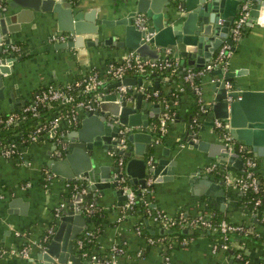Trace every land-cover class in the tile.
I'll list each match as a JSON object with an SVG mask.
<instances>
[{
	"label": "crops",
	"instance_id": "0c3cea01",
	"mask_svg": "<svg viewBox=\"0 0 264 264\" xmlns=\"http://www.w3.org/2000/svg\"><path fill=\"white\" fill-rule=\"evenodd\" d=\"M73 1L78 2L84 11L95 9L96 13L106 20L115 18L116 13L113 10L122 2V0ZM164 3L165 1H160L162 7ZM169 7L170 10L175 8L173 5ZM100 27L98 41L110 34L113 35L112 41L67 49L53 46L55 42L59 41H52L49 37L58 30L55 24L47 18H34L14 31L10 36L9 43L2 44L3 55H13L16 56V59L11 63L6 62V65L10 63L11 69L9 73L2 74L0 114L18 111L32 99L35 90L39 87L48 83H67L76 75L86 72L90 68H96L102 72L109 60L120 58L128 49L113 43L121 37L119 26L101 24ZM93 36L94 34L84 35L88 39ZM212 37V40L208 39L203 42L204 48L201 49L197 55L198 58L192 65L203 66L215 54L220 44L213 47L212 41L214 37H218V34H212ZM11 45L17 48L12 49ZM231 49L225 72L229 73L230 78L227 79L232 86L241 83L251 89L264 90V14H259L256 20L247 21L246 18L240 37L231 45ZM205 52L206 56L203 54ZM164 53H161L159 57ZM188 66L190 64L184 65V67ZM211 74L216 75L217 73ZM199 76V84L207 100L208 110L204 116H200L197 120L195 133L200 134L201 138L207 142H219L221 141L219 134L211 124H208L211 98L217 92L214 83L218 81H210V77H207L206 74ZM127 77L133 79L129 81H134L129 84H139V81L137 82L139 76L127 75ZM103 79L105 84L111 81L110 85H112V79L109 81H106V78ZM140 81L143 82L142 79ZM160 84L166 90L172 85L164 79ZM172 87L175 91L176 85L174 84ZM106 92V94L114 93L113 91ZM137 93L141 94L138 103ZM128 95L124 100L130 101L136 110L144 109L153 112V105L157 104L159 108L157 113L159 114L160 103L146 97L143 92L135 91ZM193 101V94L185 89L180 91L173 100L168 101L177 110V114L172 120L166 122L164 129L160 130L161 138L157 136V141L151 139L153 141L151 144L154 146L152 150L150 148V154L144 155V159L149 163L153 158H168L170 160L164 167L169 165L173 173L169 179L151 181L150 189L145 196L147 203L151 208L161 210L168 216H175L179 212L187 215L205 214L215 210L225 220L232 223L248 224L249 229H252L250 223L254 221V214L249 213L239 204L240 191L235 187L223 184L213 170H206V166L212 162L224 164L233 172H236L240 167L208 156L203 151L189 147L183 140L185 133H189L187 131L188 119L184 114ZM84 111L83 108L76 111L77 126L80 124ZM107 114L109 116L110 113ZM154 118L149 119L151 126L148 130L155 138L154 128L152 129V126L156 125ZM135 126L138 131L143 128L142 125ZM157 126L159 127V122ZM74 128L60 119L54 139L51 138V133H42L29 143H15V150L10 156H3L0 153V264H35V253L41 248L37 243L46 232L51 231L50 234L54 232L56 221L62 211L73 207L72 204L75 201L73 185L70 183L67 186L65 178L51 172L46 161L50 157L59 158L54 151L57 147L66 146L64 135ZM163 147L167 148V154L163 153ZM112 150L106 149L100 154L102 156L101 163L108 166L109 175L114 177L113 173L116 168H113L116 166V153H113ZM255 159V170L261 174L264 182V155L255 156ZM170 162H172L171 165ZM201 175H207L210 181L220 182L222 192L216 196L210 192L207 194L208 182L199 177ZM135 185L136 188L139 186L138 183ZM130 186H134V184ZM118 189L119 187L115 184L113 187L96 188L92 191L90 200L101 215L97 225L99 232L96 236V245L93 246L96 247L94 250L98 253L108 250L110 244L115 243L124 250L123 254L118 256V260L127 264H244L229 252L226 253L221 249L213 250L210 237L206 235L185 239L184 243L177 238L166 237L168 238L167 244L163 245L162 239L150 244L147 242L146 236L135 230L142 215L132 211L125 214L120 213L124 198H119L123 193H117ZM55 207H59V214H55ZM83 216L86 217L84 214ZM87 219L73 241L74 253L80 257L82 262H84V256L81 254L82 251H78L76 242L77 237L84 229L94 227L92 221ZM143 221H145L144 229L152 235L166 233L169 229L164 228L159 222L152 221L147 215L144 216ZM254 223L256 224V222ZM69 225L71 224H68V227ZM257 228L261 231L263 226L258 224ZM64 230L65 228L63 232ZM183 230L185 231L184 228ZM232 240L235 241L236 238L232 237ZM59 244L61 245V240ZM231 245L235 246V243L232 242ZM21 247H27V257L11 253V249ZM245 253L250 261L256 262L260 259L264 264V249H246ZM165 256L167 259L164 258Z\"/></svg>",
	"mask_w": 264,
	"mask_h": 264
},
{
	"label": "water",
	"instance_id": "95a60500",
	"mask_svg": "<svg viewBox=\"0 0 264 264\" xmlns=\"http://www.w3.org/2000/svg\"><path fill=\"white\" fill-rule=\"evenodd\" d=\"M160 1H165L163 7ZM121 2V1H120ZM247 3V21L256 20L264 14V0H122L113 10L115 18L106 20L96 13L95 9L83 10L73 0H0V97H2V74L11 69L13 55H3L2 44H8L12 33L24 23L39 18L51 20L58 31H67L72 37L54 43L55 48L67 49L96 44L109 43L113 35H107L98 41L101 24L118 25L120 38L113 43L119 47L134 49L139 56L154 59L166 49L178 60V69L183 70L185 64H194L197 55L204 48V41L212 40V34H218L212 41L213 47L226 38L236 10L241 3ZM175 6L170 10L169 6ZM137 14L141 19L136 20ZM221 18V22H218ZM212 33V34H211ZM85 34H94L91 39ZM228 42L231 43L229 39ZM205 56L207 53H203ZM6 62H10L6 65ZM218 73V69L214 70ZM230 78L229 73H224ZM127 76L124 83L134 81ZM140 78H137V82ZM138 82V83H139ZM113 82L112 85H116ZM216 94L211 98L208 124L212 118L222 119L226 128L237 142L251 151L254 156L264 155V90L251 89L237 83L230 89L224 87L223 81L214 83ZM227 96H230L228 98ZM138 98L141 94L137 93ZM95 110H85L80 124L64 135L66 146L62 148V156L48 158L46 165L56 175L67 181L80 175L87 181L82 184L85 191L75 192L73 207L63 210L57 219L54 232L48 235L43 247L35 253V264H82V260L74 253V239L82 230L87 218L81 213L85 200L91 198L93 189H102L116 184V176H110L108 166L102 164L101 152L113 149V153H121L124 160L123 172L129 185H144L146 176L154 182L169 179L173 171L166 165L170 159L153 158L149 163L144 159L153 148V135L148 128L149 119L158 116V105H153V112L144 109L136 110L130 101H125L118 93L104 94ZM110 113L107 116V113ZM119 123L142 125V130L126 134L128 144L123 152L116 149L115 136ZM189 147L205 152L217 160L229 162L240 167L242 160L236 152L229 150L223 141L210 143L201 138L200 134L191 139L185 133ZM151 148V150H150ZM167 154V148H162ZM172 162H170L171 165ZM116 166L113 168L115 169ZM167 174V175H165ZM171 174V175H168ZM208 182L207 194L218 195L222 192L220 182L210 181L207 175L199 176ZM195 180V179H194ZM117 193H121L119 188ZM119 198H124L121 194ZM68 224L69 225L68 227ZM65 228L64 232L63 229ZM61 240V245L59 241ZM69 263H66V262Z\"/></svg>",
	"mask_w": 264,
	"mask_h": 264
},
{
	"label": "built area",
	"instance_id": "2783aa9c",
	"mask_svg": "<svg viewBox=\"0 0 264 264\" xmlns=\"http://www.w3.org/2000/svg\"><path fill=\"white\" fill-rule=\"evenodd\" d=\"M141 15L137 14L136 20L138 21L141 19ZM247 18V3H241L237 12L233 18L231 25L228 28L227 38L231 41L228 42L227 40L223 39L220 43L218 49L215 52V55L212 56L204 65L198 69L197 71L193 72L190 69L183 75V79L190 78L194 73L197 75H203L206 72L210 71L211 69H218V73L212 77H210V81H223L224 87L226 89H230L232 84L230 81L225 78L224 73L227 69V62L228 58L232 52L231 45L238 40L241 34V30L245 20ZM221 18H218V22H221ZM72 37V34L67 31H56L55 33L51 34L49 39L52 41H65ZM12 49H16L17 47L11 45ZM169 53V50L166 49L165 53L161 57H157L154 59L144 58L138 55L134 49L126 50L120 58L109 60L105 65L102 73H97L96 71H90L86 76L81 79H77L73 81V83L67 82L62 83L61 85H48L45 89L41 91H37L34 93L31 103H26L23 105L18 111H12L6 114H3L0 117V123L4 125L9 124H16L23 120L26 116L28 111H35L36 104L38 102L41 103H49L52 100H59L62 103H69L68 110L60 111L58 114L53 115L51 118L47 120L46 123L35 127L32 134L29 135L30 140L37 139L38 131L45 128V132H49L51 134L55 133V130L58 126V122L60 119L64 120L67 125L71 127L77 126V117L76 111L77 109L83 108L85 110H95L100 102L99 97L106 94V91H100L97 94V97L94 96L88 98H78L76 99L74 95H78V93H88L90 90L95 89L96 87H101L102 89L106 88V84L104 83V79L106 76H109L113 82H117L116 85L113 86V92L118 93L123 99L128 94L133 93L135 91L143 92L146 97H158L159 98V90L150 88L149 90L146 89L147 86L151 84V80L147 77V73L156 70L157 68L170 67V71H174L178 66V60L175 58L173 60H169L166 55ZM127 71H135L139 73V76L143 82H139L137 85H131L129 83L122 82V79L127 76ZM145 75V76H144ZM140 79V80H141ZM192 92L194 93V97L196 101L200 104V111L205 112L208 110L207 100L205 99L203 90L199 83H195L191 85ZM184 87L182 85H178L175 87L174 96L176 97L177 93L183 91ZM230 98V96H227ZM160 104V111L158 116L159 122V130L164 129V125L168 120H172L174 118V112L169 111L170 104L168 101L162 99L161 97L157 100ZM199 119V116L191 117V120L188 122V132L190 133L191 139L195 138L196 130L194 129V124ZM212 128H218L219 137L221 141H223L229 150L236 152L240 156H243L241 153L243 151H248L243 144L236 141L234 137L228 132L226 128V123L219 118H214L212 120ZM154 125L152 126V129ZM135 125H127L119 123L117 126V136L115 137L116 149L120 152H123L126 149L127 142H126V134L131 131H135ZM158 138L153 136V141H157ZM152 141V142H153ZM15 144L13 142H7L5 145L0 146V153L3 156H10L13 154L15 150ZM62 148L57 147L55 149V155L60 157L62 156ZM251 152V151H250ZM116 170L114 171V177L116 176V185L122 190L124 194V199L121 204V214L128 213L130 211H134L135 206L137 204V196L140 197L141 202L144 206V212L152 221L159 222L164 228H167L171 225L177 224L182 227H192L195 225H200L205 228L210 229L211 231H217L223 234V238L226 239V235L228 233L233 232H245L246 226L244 223H232L224 218H221L217 222L213 223L207 217L211 215V213L205 214H196L193 215V218L187 219L186 214L179 212L175 216H168L165 212L151 208L150 206H146L147 199L145 198L146 194L150 189V184L152 178L146 176L144 180L143 186H138L136 189L132 188L125 177L123 172V164L124 160L122 158L121 153H116ZM252 154V152H251ZM149 160V158H148ZM150 161V160H149ZM148 161V162H149ZM244 167L238 169L236 172H233L226 168L224 164L212 162L206 166V170H217L220 174L219 177L223 184L235 187L239 191H243L249 187L252 189H256V179L253 176V170L256 168V159L255 156L252 154L244 156L243 159ZM49 175V174H48ZM73 180L67 181L66 185L72 184L73 182V192H80L83 193L85 191V187L83 186L82 182L86 181V177L77 175L72 178ZM138 191V195L137 192ZM258 199L255 200L254 203H257ZM55 214H59V207H55ZM96 210L95 204L90 200H85L82 206V213L84 215L92 214ZM137 233L140 232L138 226L135 227ZM51 232V231H50ZM50 232H46L42 239L37 243L38 246L41 248L43 247V243L47 240L48 235ZM96 235L94 229H84L83 232L77 237L76 246L80 248L84 245L88 240ZM147 242L153 243L154 241L161 240V237H157L153 239L151 237H147ZM183 243L185 239L181 240ZM212 249H228L230 244L227 241H221L219 243L211 242ZM92 247V246H91ZM124 252L123 248L115 243H111L107 252L105 254L98 253L97 251L90 250L89 252L83 251L81 252L82 256H84L83 264H127L125 262H121L118 260V256L122 255ZM11 253L14 255H20L21 257L28 256V249L27 247H21L17 249H11ZM238 256V255H237ZM164 258L167 259L165 256ZM244 264H248L249 260H243ZM60 264V263H54Z\"/></svg>",
	"mask_w": 264,
	"mask_h": 264
},
{
	"label": "trees",
	"instance_id": "16d2710c",
	"mask_svg": "<svg viewBox=\"0 0 264 264\" xmlns=\"http://www.w3.org/2000/svg\"><path fill=\"white\" fill-rule=\"evenodd\" d=\"M227 39L228 38L226 37L225 40H227ZM166 57H168L169 60L175 59L174 57H172L170 55V53H168L166 55ZM201 67H202V65H190L188 67H184L183 70H179L178 66H177L176 69H174V71H170V67H165V66H163L162 68H157L156 70L145 74L151 80V84L149 86H147L146 89L149 90L150 88H153V89L156 88L159 90V98L161 97L162 99H164L166 101H169V100L171 101L175 97L174 96V90H173L174 87H172V86L174 84L176 86L182 85L186 91H189L194 96V93L192 92V89H191V85L195 84V83H199L200 76L197 75L196 73H194L190 78L183 79V75L187 71V69H190L193 72H195L198 69H200ZM214 70L215 69H211L210 71L206 72L205 74L208 75L207 77L214 76L213 74H211V73H214ZM90 71H96L97 73H102L99 70H97L96 68H90L88 71L76 75L69 82L73 83V81L83 78ZM126 75H132L135 77L141 76V75H139V73H137L135 71H127ZM162 79L166 80L167 83H169V84L172 83V85L170 87H168L167 90L164 89L163 87H161L162 85L160 83H161ZM109 80H111V78L109 76H106V81H109ZM110 84H111V81L106 83L107 88H105V89H102L101 87H96L95 89L90 90L88 93H78V95H74V96L76 99L88 98V97H92V96H94L96 98L97 94L95 95V93H98L100 91H113V85H110ZM48 85H61V84L48 83L42 87L37 88L35 90V92H37V91L39 92V91L45 89ZM149 98L154 100V101H157L159 99L158 97H149ZM26 103H31V100L26 102ZM69 105H70L69 103H62L59 100H52V101H49V103L38 102L36 104L35 111H33V112L28 111L26 113L25 118L23 120H21L20 122H18L16 124H12V125L11 124L4 125V124L0 123V146L3 144L5 145L8 141L13 142L14 144L17 142H19L20 144H26V143H29L30 141H33V140L29 139V135L32 134L35 127L46 123L49 118H51L55 114H58L60 111L68 110ZM199 106H200V104L196 101V99L194 97L193 103L191 104L190 108H188V111L184 114L185 118L188 119V122L191 120V117H193V116H196V117L199 116L200 117V116H204L207 113V110L205 112H201ZM169 111H173L174 116L177 114V110L171 106V103H170ZM2 116H3V114H0V117H2ZM158 116L156 118H154V121H155L154 123H156V125L154 124V131H155L154 135H155V137L158 136L161 138L162 134H161V132L157 126ZM197 124H198L197 122L194 124L195 130L197 129ZM214 130H216V132L219 131L218 128H216ZM42 133H47V132H45V128L38 131L37 134L39 136ZM38 136H37V138H38ZM54 137H55V134H51V138L54 139ZM126 142H128L127 139H126ZM241 154L243 156H240L239 154H237V155L242 160L240 168H243L244 167V163H243L244 156H247V155L252 156V154L250 151H243ZM116 156H117V154H116ZM214 174L219 177L220 173L217 170H214ZM253 176L256 179V189H252L251 187H249L243 191H240L241 194H240V200H239V204L241 205V207L243 209H246L249 213L251 212L252 214H254L253 215L254 221L250 223L251 226L253 227L252 229H249V227L247 226L248 224H246L245 225L246 226L245 232L228 233L226 235L227 236L226 239H224L222 233L217 232V231H211L210 229L205 228L203 226H200L198 224L195 226H192V227L185 228V231L183 230L184 227L177 225V224H174V225L167 227L169 229H168V231H166V233L164 232L162 234L152 235V234H149L144 229L145 221H143V218H144V216H146V214L144 212V206L141 202V199H140V197L137 196V204H136L135 209H134L135 211H132V212H138L142 215V217L140 218V221L137 224V226L140 230V233H142L143 236H146L145 238L151 237L153 239H156L157 237H161L163 245L167 244V239L169 237L175 238V239L177 238L178 240L181 241L182 239L187 240L188 238H192V237L197 236V235H206V236L210 237L211 242L219 243L221 241H227L230 244V247H229L230 249L228 248V249H221V250H223L226 253L229 252V253L233 254L234 258L241 261L242 263H243V260L248 259L249 260L248 264H262L260 259H258V261H256V262L250 261L248 255L245 253L246 249H260V248L264 249V182H263V178H262L261 174L259 172H257L256 170H253ZM72 184H73V182H72ZM135 186L136 185L134 184V186H131V187L136 189ZM136 192L138 195L137 190H136ZM256 199H258V202L254 203ZM146 206L149 207V204L146 203ZM211 212H212L211 215L209 217H207L209 220H211V222L215 223L218 220H220L221 218H223L219 212H217L215 210L211 211ZM85 216L87 218H89V220L92 221L91 223L94 225V227L92 229H94L96 235L94 237H92L90 240H88L80 248H78L79 252H81V251L82 252L83 251L89 252L90 250L95 249L96 247H93V246L96 245V236L99 232V229H98L99 227H97V225L101 219L100 211L95 210L94 213L88 214ZM186 216H187V219L194 217L193 215H187V214H186ZM254 222H256V224ZM258 224H261L263 226V229L261 231L257 228ZM142 230L144 232H141ZM166 237H168V238H166ZM232 237L236 238V240L233 241ZM232 242L235 243V246L231 245ZM153 243H156V241H154ZM150 244H152V243H150ZM106 252H107V250H104L100 253L105 254ZM258 256H260V253H258Z\"/></svg>",
	"mask_w": 264,
	"mask_h": 264
},
{
	"label": "rangeland",
	"instance_id": "374dc122",
	"mask_svg": "<svg viewBox=\"0 0 264 264\" xmlns=\"http://www.w3.org/2000/svg\"><path fill=\"white\" fill-rule=\"evenodd\" d=\"M70 190V189H69ZM73 191V190H72Z\"/></svg>",
	"mask_w": 264,
	"mask_h": 264
}]
</instances>
